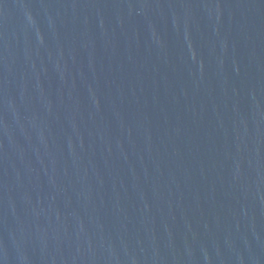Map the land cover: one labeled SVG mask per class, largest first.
<instances>
[{
	"label": "water",
	"instance_id": "water-1",
	"mask_svg": "<svg viewBox=\"0 0 264 264\" xmlns=\"http://www.w3.org/2000/svg\"><path fill=\"white\" fill-rule=\"evenodd\" d=\"M0 264H264V0H0Z\"/></svg>",
	"mask_w": 264,
	"mask_h": 264
}]
</instances>
